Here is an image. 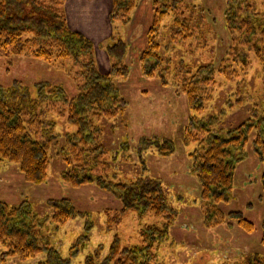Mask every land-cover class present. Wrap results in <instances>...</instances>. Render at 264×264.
<instances>
[{"label":"trees","instance_id":"16d2710c","mask_svg":"<svg viewBox=\"0 0 264 264\" xmlns=\"http://www.w3.org/2000/svg\"><path fill=\"white\" fill-rule=\"evenodd\" d=\"M141 1L111 0L108 17L112 33L104 48L111 69L102 74L92 42L68 27L65 0H0V57L22 55L43 60L75 82L76 93L71 97L57 98L60 94L56 95L55 88L49 93L50 101L58 105L59 116L73 129L60 145L59 154L68 166L61 179L73 187L93 184L121 203L119 211L105 212L107 231L115 230L126 213H135L139 219L152 218L139 225L136 243L127 246L115 233L106 256L99 246L86 254L82 264H162L158 250L169 241V230L177 218L153 181L141 175L129 181L117 178L106 158L109 152L100 124L125 110L126 101L115 83L129 72L125 65L128 45L118 36L119 28L123 30L131 23ZM150 9L151 21L139 55L140 72L163 87L175 86L187 98L191 114L184 127V142L193 145L188 154L189 173L200 188L204 226L212 229L230 221L250 234L253 223L237 212L225 214L220 204L230 200L235 169L246 158L248 143L262 164L264 191V99L252 101L245 108V119L236 125L231 121L225 125V110L210 115L208 108L223 84L232 89L225 108L250 103L246 77L252 59L264 72V0H225L223 17L229 44L218 64L214 63V48L209 51L215 32L203 8L189 0H151ZM203 56L207 62H198ZM189 58H196L195 64L189 63ZM22 89L25 100L19 99L14 89H0V169L6 163L15 164L27 182L37 185L46 180L49 153L53 143L59 144L58 136L53 132L54 122L46 123L38 116L42 103L48 101L42 98L41 87L33 97L28 88ZM156 150L159 156L167 157L174 153V146L166 142ZM50 208L51 216L40 218L26 205L14 208L0 202V241L8 248L5 255L26 259L44 252L46 258L39 264H69L88 240L81 246L72 244L68 256H62L46 233L50 223L63 225L85 217V213L65 198ZM83 234L87 238L85 231ZM259 243L262 253L246 254L227 263L264 264V221Z\"/></svg>","mask_w":264,"mask_h":264},{"label":"rangeland","instance_id":"374dc122","mask_svg":"<svg viewBox=\"0 0 264 264\" xmlns=\"http://www.w3.org/2000/svg\"><path fill=\"white\" fill-rule=\"evenodd\" d=\"M109 1H103L106 10ZM189 1L204 9L206 21L213 27L215 35L210 43L213 47L209 51L214 48V63L218 64L229 44L223 17L225 0ZM75 2L78 3L76 23L81 22L79 28L83 29L80 17L89 16L90 23L86 22V26L93 32L95 39H90L83 31L79 33L92 42L97 68L100 73L107 74L111 68L104 48L109 43V38L106 40L104 37H108L109 32L103 35L106 31V24L102 21L103 8L98 0H70L71 6ZM144 23L143 16L138 13L129 26L123 30L119 28L118 36L128 45L125 65L129 72L126 78L115 79V83L126 101V107L115 118L100 122L104 130V143L109 152L106 158L112 171L122 181H129L140 175L150 179L153 181L152 185L160 186L170 206L176 211L177 218L169 230V241L161 244L158 250V258L162 264H224L240 260L246 254L262 253L259 243L264 221V191L260 179L262 164L253 152L252 144H247V156L235 169L230 200L220 204V208L225 214H241L253 223V232L247 234L230 221L212 229L206 228L200 209V188L196 178L189 173L188 154L193 145L184 142V127L191 114L187 98L175 86L163 87L156 79L145 77L140 72L139 55L150 25V22ZM107 28L110 29L109 24ZM195 60L196 58H189L187 61L195 64ZM200 60L207 62L206 56L197 61ZM246 82L249 94L246 99L250 103L245 102L243 106L234 109L225 108L227 96L232 89L229 84H223L214 93L215 99L208 108V114L225 110L222 120L227 126L231 122L236 125L244 120L245 108H249L252 101L264 99V72L254 59ZM38 87H41L42 98H48L46 103H42V113H38V116L46 123L54 122L53 132L58 136L59 144L53 143L51 146L46 180L41 184L27 182L17 165L4 164L0 169V202L14 208L26 205L34 214L43 218L51 216L50 207L54 202L65 198L75 209L85 213V217H77L63 225L50 223L46 233L52 247L62 256H68L72 244L78 243L81 246L88 240L69 264H82L86 254L99 246L104 248L102 256H106L115 233L126 245L136 243L139 225L150 222V216L139 219L135 213H126L115 230L107 231L108 218L105 212L119 211L121 203L93 184L73 187L61 179V174L68 170V166L59 154L60 145L63 136L73 129L59 116L58 105L50 101L49 93L55 88L56 95L60 94L57 98L62 95L71 97L76 93L75 82L62 69L51 67L43 60L22 55L0 57L2 92L14 89L16 96L24 99L26 95L22 88H28L33 97L37 95L35 90ZM30 112L37 114L35 110ZM166 142L173 143L174 153L161 157L156 148ZM84 231L87 238L82 236ZM7 249L0 241V264H39L46 258L43 252L20 259L16 255H5Z\"/></svg>","mask_w":264,"mask_h":264},{"label":"crops","instance_id":"0c3cea01","mask_svg":"<svg viewBox=\"0 0 264 264\" xmlns=\"http://www.w3.org/2000/svg\"><path fill=\"white\" fill-rule=\"evenodd\" d=\"M98 1L100 2V6L103 8L102 9V12H103L102 21H104L103 23L106 24V31H104L103 35L105 36V34H107L109 32L108 37H104L107 40L109 38V35H111V32H112V27H111L109 17H108L110 10H111V0L109 1V4H108V10H106V6L103 5L104 0H98ZM145 1L147 2V4H145L146 3ZM149 2H150V0H142L139 3V5L137 6L135 12L133 13L132 19H134L135 15H138V13H140L144 18V22H145L144 24H146V22H150L151 21V9H150V3ZM77 4L78 3L75 2V5L71 6L70 0H65V4H64L65 10L64 11H65L68 26L73 31H77V32L83 31L84 34H86L90 39H95L92 35L93 32L86 26L87 25L86 22H89V16L86 15L83 18H82V16L80 17V19L82 20V23L84 24L83 29L79 28V26H81V22H80V24L76 23V17H77L76 14H77V9H78ZM107 24H109L110 29L107 28ZM76 25H78V26H76Z\"/></svg>","mask_w":264,"mask_h":264}]
</instances>
